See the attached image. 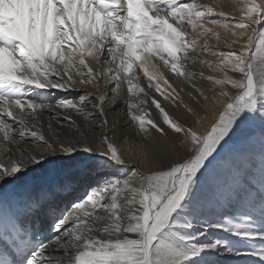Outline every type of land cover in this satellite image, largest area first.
<instances>
[{
    "label": "snow or ice",
    "instance_id": "snow-or-ice-1",
    "mask_svg": "<svg viewBox=\"0 0 264 264\" xmlns=\"http://www.w3.org/2000/svg\"><path fill=\"white\" fill-rule=\"evenodd\" d=\"M231 3L0 0V196L29 172L61 177L0 226V264H264V157L258 191L250 179L231 214L206 213L222 151L256 120L264 138V0ZM122 87L123 124L111 118ZM60 196L70 209L55 208ZM54 211L44 239L22 219Z\"/></svg>",
    "mask_w": 264,
    "mask_h": 264
},
{
    "label": "bare ground",
    "instance_id": "bare-ground-1",
    "mask_svg": "<svg viewBox=\"0 0 264 264\" xmlns=\"http://www.w3.org/2000/svg\"><path fill=\"white\" fill-rule=\"evenodd\" d=\"M205 2L207 3H220L224 6V10L227 12H232L233 9V4L231 3V0H205ZM225 35V33L221 32V36L223 37ZM222 48H224L225 50H227L228 45L227 44H221L220 45ZM172 82V81H170ZM174 86L177 87V91H179V85L176 84L175 82ZM90 91L93 92V94L95 95V90L89 88ZM103 82L101 83V91H103ZM80 93L77 92H69V93H54L56 98H60L63 96H69V97H77ZM180 97L182 98L183 102L185 104H190L191 101L189 100L186 92H180ZM127 98V93H126V87H122L121 90V97L120 100L117 103V106L114 108V110H112L111 113V118L113 120H116L117 118L119 119V121L121 122V124H123V122L125 121L126 117H125V111L126 108L123 104V100ZM114 97L113 94H111V92H109V105L108 107H111L112 105V101H113ZM166 109L170 111V113H173L174 115H182L184 113V109L180 108L179 110L174 109L173 106L171 105H165ZM152 114L155 116L157 110L153 107L151 109ZM199 115L201 117H207V118H203L201 119V123L199 125H196L197 129L201 132H203L210 124L212 116L211 113L205 114L203 112V110H200ZM72 118L77 122L78 125H80V127L83 129L84 125H85V121L83 120L82 117L75 115L74 113L72 114ZM184 118L188 119L189 123H192V121L195 119L194 117H187L184 116ZM42 120H44L45 122H47V114H45L43 117H41ZM53 127L56 128L58 131H65L66 129H62L60 127V125L56 124L55 122H53ZM253 129L254 131L251 134V138L250 139H246V137L249 134V130H244L242 132H239L236 137H234L233 141L230 142V144L222 151V155L218 158L217 162H216V166L215 169L218 168L221 165L225 164V161L228 160V158L233 157L237 150L242 146H247L248 150L247 153L250 157V161L248 163L249 167H253L254 171L249 170L247 172V170L244 168L243 174H239V172H241L242 170H239L238 173H235L236 179H240L243 181L244 184L242 185H246L247 182L251 179L255 182L256 184V188L257 191L259 190V186H260V181H261V175H260V163H261V159L262 157H264V138L261 137L260 135V122L259 120L253 121ZM171 136V133H170ZM161 144L162 149L164 150L165 156H164V160L165 163L170 164L171 161L169 160L167 153L171 152L172 153V159H176V153L175 151L172 149L171 144L163 137H156ZM174 139V137L172 138ZM117 146L120 149L122 155L125 157V159L127 160L128 156H129V150H130V145L123 139L119 140L117 142ZM181 155H184L186 153H180ZM136 166V165H134ZM247 165H243V167H245ZM248 169V167H247ZM142 170H146V169H142ZM43 173V175L41 177H38L39 174ZM248 174H251V178L248 179ZM61 179V177L59 176H49L48 173H46L44 170H37L34 172H29L27 173V175L21 179L20 181H18L15 185L13 184H7L4 185L3 187V195L0 196V226L3 225L4 222H6L7 218L9 217V215L13 212V211H18V212H23V207L22 204L23 202L27 201V199L33 195H35L37 189L39 188V186L44 183L45 181H49L51 182L52 180H58ZM233 179V178H232ZM233 180L234 182L236 181ZM232 181V182H233ZM231 183V182H226L224 187L226 190H228L229 193L234 194L233 198L231 200L228 199V196L226 194L225 191L221 192V196L219 197V200L221 203L216 204L214 206H212V208L214 207H219V210H221V212L224 213H231L234 210L235 207V202L237 199V193H233V191L231 190V185L233 184L236 188H239L237 191H241V187L235 183ZM95 186V184H93V187ZM91 191V188H89L87 185H83V184H78L75 187V192L73 193V199L75 198H80L83 199L84 197H86V195L88 194V192ZM227 196V199L224 197ZM68 199L65 196H60L58 197L54 204H55V208L59 209V210H64L65 206L67 205L68 208L70 209V204L68 203ZM212 208L210 207V205L208 206V208L206 209V213L212 217L215 218L217 216H221V213L219 214L217 212L216 209L212 210ZM57 213L54 211L52 213L51 216L49 217H22V219H24V222L26 224V226H29L30 228H32V230L34 231L33 226H36V230L37 233L36 235L39 236L41 239H44L46 237H49L51 235V233L45 234V233H41L43 230H48L47 228V224L51 221L52 217H54ZM41 234V235H40ZM10 235V234H9ZM209 235H212V233H210ZM215 235H223L220 234V232H215ZM8 258L11 259V255L5 250V245L2 241H0V259L3 258ZM246 261L249 259L248 257L243 258Z\"/></svg>",
    "mask_w": 264,
    "mask_h": 264
},
{
    "label": "rangeland",
    "instance_id": "rangeland-1",
    "mask_svg": "<svg viewBox=\"0 0 264 264\" xmlns=\"http://www.w3.org/2000/svg\"><path fill=\"white\" fill-rule=\"evenodd\" d=\"M247 150H248L247 146H243V147L241 146L237 150L236 154L233 157L228 158V160L225 161L224 165H221L214 170L212 181H211V188H212V191H214L216 193V196H215V199L213 200V202L210 204L211 208H212V206L221 203L219 200V197L221 196L220 194L222 191L226 192L228 199L230 198L229 200H231L233 198L234 194L229 193L228 190L225 189L224 185L228 181L231 183L234 182L233 180L236 179L235 173H238L239 170H242L241 172H239V174L242 175L244 168L247 170V172L249 170L254 171L253 167L248 166L247 161L248 162L250 161V157L247 153ZM243 165H247V166L243 167ZM247 167H248V169H247ZM42 175H43V173L39 174L38 177H41ZM248 175H249L248 179H250L251 174H248ZM234 183L239 185V186L244 184L243 181L240 179H236V181ZM238 189L239 188H236L233 184L231 185V190L233 191V193L239 192V191H237ZM227 196H224V197L227 199ZM214 209H216L219 214L220 213H221V215L223 214V212H221V210H219V207L212 208V210H214ZM231 213H228V214H231ZM36 229H37L36 226H34L35 234L37 233ZM41 233H45L48 235V233H50V231L45 229ZM220 234H222V233H220Z\"/></svg>",
    "mask_w": 264,
    "mask_h": 264
}]
</instances>
